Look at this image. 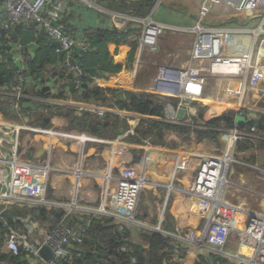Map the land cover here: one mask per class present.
Instances as JSON below:
<instances>
[{"label":"crops","instance_id":"1","mask_svg":"<svg viewBox=\"0 0 264 264\" xmlns=\"http://www.w3.org/2000/svg\"><path fill=\"white\" fill-rule=\"evenodd\" d=\"M65 1L67 2H64L66 6V13L63 20H61L62 28L73 35H76L80 45L83 42H86L87 31L93 29H106L109 31L118 29L116 24L118 22H122L123 19L121 17H114V14L131 16L128 13L121 12L116 9L115 3L117 0L95 1L97 5L104 8L107 12L100 11V9L97 7H92V5L85 3L84 0ZM133 1L136 0H132L131 2ZM175 1L176 3H179V5L174 7V3L171 4L168 2V0L162 2L161 0H156L150 13L144 19H152L164 25L178 28L179 30H176L177 32L186 33V30L184 29H192L198 22V14L202 0ZM160 5L164 6V10L161 14L155 17V13ZM214 11L218 13L221 12L223 14H229L226 17L229 19V21L224 22L223 26L257 27L260 23V15L259 17L257 15L256 18H253V20L247 19L243 15H239L240 17H233L231 19V11H227L222 7H217ZM4 21L5 16H3V14L0 12V39H2V35L4 33H7L9 35L7 40L11 42L9 43V46L11 45V47H13L12 51L16 46L22 47V52L26 55H29L30 58L34 60V74L32 77L28 75V78L30 79L29 83L23 87V98L18 100L11 94V87L14 84L15 72L17 68L15 64L16 61L11 54L13 52L10 51L0 54V67L1 65H4V67L9 72L5 78L7 83L6 86L0 88V97H11L14 100V103L11 106L14 116L8 118L0 114V125H19L23 128L27 127L31 129L42 130L41 132H38L24 129L17 131L16 133H11L9 136L4 135V133H0V177L2 174L10 173L8 162L12 158L14 152L16 153L18 160L21 162L25 161L33 163L38 162L39 160L43 161L44 159H47L54 167V169L51 170L47 181L45 202L48 203V205L42 208L43 213L37 219L36 227L34 228L36 236L40 240H44L48 235L51 234L58 224L61 222L67 223L68 217L70 215L80 217L85 216L86 218L96 217L114 220L115 223L122 224L127 228V230H130L132 237L131 239L138 242L139 244H142L144 248H146L147 245L140 238L141 231L156 233V231L159 229L162 233H164L161 235L172 239L174 242L178 241L173 239L170 235H175L182 232L187 233L189 231H202V229L205 227V222L199 215H194L192 212H190V204L192 202L191 197V200L189 201H187L188 196L182 197L184 196L182 195L183 193H185V195H189L191 192L192 182L194 180L196 171H194L191 180H187L185 177L180 180L177 179L178 183L174 188L172 185L174 182H176V176L180 174L176 171V158L178 155L172 151H158L152 148L146 149V159L144 157L143 160V163H146V188H148V190L158 189L159 191H164L167 189L169 195L173 193L178 195V198L174 202V207L170 209L167 214L163 212V214L161 213V216L158 218H152L153 220H150L148 215H146L145 207V210L137 215L138 220L145 224H137L142 228L141 230H133L129 225H125L127 223L133 222H128L124 219L126 217L125 215L115 212L111 207L108 206V194L113 192L115 189L114 181H110L108 177L110 175H113L114 177V173L118 174L124 163L128 166L137 168L138 172L142 175L144 171L141 170L140 172L139 165L137 163V158L140 160V156L142 154V151L139 150L142 149L135 148L128 151V149L131 148L129 147L127 149L128 156H125L124 160L122 161L120 157L114 152L111 143H100L99 140H105L109 142L113 140L122 141L134 146L143 145V143L150 145L149 141H151V139H147L146 143L143 141L142 144H139L142 142L141 138L135 135V130L143 116L137 113H128L123 111H121V114L108 113L118 116L120 123L123 122L121 125L124 123H127L128 125L126 130L122 131L121 129V131H113V129L110 127L113 125L114 121H116L115 118L107 119V115L104 117H99L94 113V115H96L100 120L104 121L102 135L92 136L86 132L78 131L76 128L74 130V127H72L74 122L84 118L86 113L91 110L90 108L92 106L102 107L85 104L79 101L75 96H71L68 90H65V82L54 77V74L62 72L64 69L63 67L66 69L68 61L72 62L75 57L77 58L81 55L82 51L80 47L79 53L73 51L72 54L64 55L61 61L59 54L56 52V48L53 47L54 42L49 40L44 31H41L39 28H34L33 24L31 23H25L24 25L5 30L1 28V25ZM205 25L212 26L210 24L207 25L206 20ZM139 28L141 29L142 34L143 25ZM14 32H16V35L12 34ZM139 38V35L128 38L131 43L138 41L136 50H133L130 44H108L105 53L112 60L113 64L118 68V70L113 73L101 75V73L97 72L95 68L92 69L95 71V75H92V81L89 83V86L91 85V87L94 86L107 90H114L117 91V93L120 91H131L136 93V97H138L141 93L155 95L153 93V89L155 86L154 79L156 75V69L158 65H160L159 63H165L166 58H169L170 55L168 54V51H164V60L161 61L160 57H157L155 58L156 60H154L153 57H150L146 54L145 51L147 49L141 50L139 46ZM176 44L178 47L179 44L181 45V41L176 39ZM31 45L36 47L34 51H32L30 48ZM24 47H27V52H25ZM46 54L55 57L56 63L51 64L50 62H46ZM262 61L264 62V56H262ZM62 64H64V66H61ZM231 72L232 71L229 70L223 71L221 73ZM142 73H145L144 75H146V77L142 76L140 79ZM9 76L11 79L8 81L7 78ZM66 76L68 80L73 78L69 74ZM208 86L209 84L206 86L204 97L200 100H196V102L193 103L195 108L202 109L204 125L206 122H210L214 118L221 117L228 112H233L237 124L241 129H243L247 122L258 119L259 115H264V87L260 88L257 93H248L245 99L244 108L240 109L236 102L228 100L223 101L218 99L217 96H209L207 92ZM86 87L87 86L85 85L84 88ZM54 95L56 100L59 101L58 103L48 101V99ZM22 100L25 101L24 105L20 104ZM115 100L117 99L115 98ZM42 103H50L53 104L54 107L46 108L45 106H38ZM166 113L167 111L165 109L164 118H146L156 119L159 122L167 123L165 121L167 117ZM184 121H186V119H184ZM184 121H179L180 124L178 125L182 126ZM204 125L202 128H205ZM0 127V129L4 130V126ZM108 127L109 129H107ZM46 130H63L69 133L85 134L93 139L87 140L83 137H73L75 142L74 144L66 142L64 145L61 142L60 136L50 135L49 133L45 132ZM249 134L252 136V139L258 141V143H255L257 148L252 151H246L239 150L238 146H236L234 157L238 156L243 169L258 172L260 169L257 167H262L261 165H264V161L260 162L261 159L259 158L256 150L259 149V141L264 140V137L257 136L255 135L256 133L254 134L253 132ZM132 138H135L137 143H130L128 141V139ZM194 140L199 144L212 142L210 140L199 141L196 136H194ZM77 147L82 148V156L80 154L76 155L75 150ZM260 151L264 154L263 150ZM247 152H253V155L256 156L257 154V156L252 160H249V158H241L239 156L241 154L244 155ZM136 155L139 157L134 159L133 156L136 157ZM76 158L78 161H76L75 165L74 163ZM226 159L228 160V164H230L231 159L229 158V152L226 156ZM228 169L229 168H227L224 173L225 177H227ZM95 171L96 173H93ZM188 172L184 174H188ZM231 175L232 171L230 173V176ZM89 178H92L93 180ZM241 178L242 176L239 177L240 180ZM243 182L244 181H242V183ZM174 189L176 191H174ZM185 190L188 191L186 192ZM153 195L156 194L153 193ZM224 195V199L227 201L225 198L226 194ZM153 200L156 199L154 198ZM263 202L264 200H262L261 204L262 212L264 211ZM87 206L100 208V211L103 209V207H107L106 209L111 211L109 213H113L116 216H108L105 214H102L103 216L94 215L93 211L85 208ZM258 208L260 207L258 206ZM5 211L8 212V217L3 216ZM31 211L32 206L28 203H5L0 201V221L4 223V226L7 230V232L5 231L3 235V253L9 254L6 251L5 243L9 230L14 229L13 227L9 226L7 222L13 221L14 223H19L22 226V229H24V221L29 219V216L32 214ZM168 215H170L174 220L173 229L175 230L173 231L172 229V233L166 232L162 229V224L165 222V217ZM150 226H157V228H152ZM120 234H123V231H120ZM227 250L229 252H233L235 247L228 246ZM190 252L192 251L188 252L187 257L181 264H196L198 255ZM101 256L106 257V255Z\"/></svg>","mask_w":264,"mask_h":264},{"label":"built area","instance_id":"2","mask_svg":"<svg viewBox=\"0 0 264 264\" xmlns=\"http://www.w3.org/2000/svg\"><path fill=\"white\" fill-rule=\"evenodd\" d=\"M131 2L132 0H128ZM65 0H0V12L5 16L1 25L2 29L31 23L36 25L48 36L49 40L58 43L57 54L64 52L65 55L72 54L75 48L82 52L90 51V45L83 42L81 45L76 35L62 28L61 20L66 13ZM85 3L107 12L97 5L93 0H84ZM67 3V2H66ZM218 5H224L227 11L234 10L235 13L253 20L260 15V23L257 27H233V26H206L205 20ZM264 0H202L198 22L192 29H184L195 35L192 49L186 64L181 67L163 65L160 66L155 75L153 93L165 100H178L177 108L167 103L166 119L170 124H180L177 113L180 109L185 110L187 122L196 115L193 103L204 97L207 79L209 77L226 79L225 98L236 102L240 109L244 108L248 93H257L264 85ZM121 17L116 27L126 30L131 24L143 25L142 34L139 38L141 50L156 51L158 40L166 33L179 30L178 28L164 25L152 19H141L129 15L114 14ZM12 56L17 66L14 84L11 94L18 100L23 98V87L29 83L26 74L27 65L31 61L29 55L22 52L21 46H16ZM233 67L232 73H221L216 67ZM67 74L80 78L84 71L78 64L68 61ZM48 101L58 103L55 95ZM93 107V106H92ZM93 113L104 117L108 113L121 114V111L93 107ZM127 114V113H124ZM182 123V125H186ZM4 126L0 133L9 136L11 133L28 129L41 132L42 129H31L19 125ZM9 126V127H8ZM1 128V127H0ZM50 135L67 137L70 139L83 137L87 140L93 138L85 135L59 134L55 130H46ZM227 148L224 157L198 156L191 153L178 155L176 171L184 174L193 169L198 162L192 190L189 196L192 199L190 212L199 215L205 222V227L200 232L189 231L170 235L179 243L187 247L189 251L198 255H217L235 264H264V214L250 211L246 205H232L224 199V191L227 185L228 172L234 158L235 148L239 141L252 136L236 124L222 130ZM100 143H111L114 152L123 161L127 149L132 145L122 141L99 140ZM229 152L230 164L226 165L225 159ZM197 159H200L197 161ZM9 174L0 177V201L5 203H20L32 206L33 213L28 220L24 221V229H10L6 238L5 248L7 253L17 258H23L29 264H70L71 250L74 244L81 245L84 240L82 231L76 232L67 223L61 222L44 240H40L35 232L36 221L39 211L47 206L45 202L47 181L49 177L48 168L36 166L32 163L19 161L14 152L8 162ZM226 168L227 177H224ZM264 177V169L258 170ZM114 181L115 189L108 194V206L115 212L125 215L128 222H135L139 198L146 182L138 169L125 163L116 176H109ZM224 179L225 182H224ZM107 207L101 210L105 215H115L107 212ZM116 216V215H115ZM123 218V217H120ZM231 236L237 238V247L233 252L227 250ZM46 247L53 255L52 260L47 261L40 254ZM190 252V253H192ZM205 252V253H204Z\"/></svg>","mask_w":264,"mask_h":264},{"label":"trees","instance_id":"3","mask_svg":"<svg viewBox=\"0 0 264 264\" xmlns=\"http://www.w3.org/2000/svg\"><path fill=\"white\" fill-rule=\"evenodd\" d=\"M156 0H136L128 2L127 0H117L115 3L116 9L130 14L131 16L144 19L150 13ZM34 28H37L34 25ZM141 26L131 24L126 30H106V29H93L86 32V43L90 45V51L81 52L79 57L72 60L73 64H78L84 71V75L80 78H67V69H64L54 77L65 82L64 88L69 91L71 96H75L79 101L96 106H102L109 109L118 111L137 113L143 118L135 130V135L141 138L143 142L145 139H156L158 142L164 141L166 133L173 131L176 134L188 137H197L199 141L210 140L218 142L222 136V130L231 128L236 124L235 115L233 112L212 119L209 125L205 128H200L198 133L194 132V128L204 125L202 109H198V113L192 117L191 122L186 125H172L168 123L159 122L151 118H164L167 103L177 108L178 100H165L159 96L141 93L130 102H118L115 100L117 91L107 90L98 87H91L89 83L92 81L90 70L94 69L100 72L101 75L113 73L118 68L113 64L112 60L107 56L105 50L110 43L116 45L130 44L133 50L137 49L138 41L131 43L128 38L131 36L140 37ZM16 35V32L12 33ZM10 34V35H12ZM9 35L4 33L0 39V54L12 51L13 47L9 46L10 41L7 40ZM13 37V36H12ZM16 39V38H14ZM27 52V47L25 48ZM94 49V51H93ZM34 60L27 65L26 74L33 76L34 74ZM46 62L51 64L56 63L55 57L46 54ZM61 66H64L62 64ZM8 70L1 65L0 67V88L6 86L5 78L8 75ZM87 86L84 88V86ZM56 98V97H55ZM24 100L21 105H24ZM14 100L11 97H0V114L4 117L14 116L12 111V104ZM38 106H45L46 108L54 107L50 103H42ZM107 119L115 118L113 125L110 127L114 130H126L127 123H120L119 117L113 114H106ZM187 121H184L186 123ZM74 130L86 132L92 136L102 135L104 129V121L100 120L94 113L87 112L84 118L74 122ZM109 129V127L107 128ZM246 133L253 132L257 136L264 137V115H259L258 119L247 122L243 127ZM130 143H137L135 138L128 139ZM140 141V142H141ZM139 143V144H142ZM257 140L246 138L237 143L239 150L252 151L257 148ZM259 150L264 152V140L259 141ZM258 150V149H257ZM253 155L249 160L254 159ZM264 168V166H263ZM20 213V212H18ZM17 213V214H18ZM33 213V211H31ZM39 211V217L42 214ZM88 219V220H86ZM7 224L14 229H22L19 223L13 221ZM67 224L76 232L85 231L82 233L84 236L81 245L74 244L71 250L70 264H181L188 255L189 250L187 247L179 242H174L172 239L167 238L161 234L152 232L141 231L140 238L146 243L147 247L144 248L142 244L132 240L131 231L122 224L115 223L114 220L96 218L85 216L70 215ZM174 228V220L168 215L165 217V222L162 224V229L166 232L172 233ZM173 229V231H172ZM7 232L4 223L0 221V264H29L23 258H17L11 254H5L3 250L4 233ZM123 231V234H120ZM79 233V232H78ZM126 239V241H125ZM101 255H106L102 257ZM66 264V263H64ZM196 264H233L229 260L217 255H199Z\"/></svg>","mask_w":264,"mask_h":264},{"label":"rangeland","instance_id":"4","mask_svg":"<svg viewBox=\"0 0 264 264\" xmlns=\"http://www.w3.org/2000/svg\"><path fill=\"white\" fill-rule=\"evenodd\" d=\"M93 1L97 2L98 0H93ZM162 1H165V0H161V2ZM236 1H239V0H236ZM168 2H170L171 4L174 3L173 5L174 7L179 5V3H176L175 0H168ZM217 7H220V8L222 7L226 9L224 5L216 6L211 12V14L208 16V18L206 19L207 25L210 24L212 26H223L224 22L229 21V19L226 18L229 14H223L221 12L218 13L214 11ZM163 10H164V6L160 5L158 7V10L155 13V17L161 14ZM230 15H231V19L233 17L235 18L240 17L239 13H235L234 10L232 9H231ZM261 15L262 16L264 15V11H261ZM176 39H179L181 41V45L179 44L178 47L176 44ZM193 43H194V35L192 33L173 31V33H166L161 38H159L155 52H152L149 50H146L145 52L148 56L153 57L154 60H156L155 58L160 57L162 61L164 60V57H165L164 51H168V54L170 55V57L166 58L165 63L160 62L159 60L160 65H158V67L156 66L157 69L163 65L181 67L187 63L189 52L193 46ZM144 74L143 73L142 75L140 74L141 75L140 79L142 78V76L146 77V75ZM207 81L209 84L208 91H207L208 95L215 96V97L217 96L218 99L225 101L226 98H225V86L224 85H226L225 83H227L226 79L208 78ZM263 87L264 86H262L261 88ZM197 113H198V108H196V114ZM200 128H202V126H198L195 129H200ZM57 132L59 134H66V135H74V134L79 135V133H69L63 130H58ZM166 134L167 135L164 137V141L162 142H158L156 139H153V140L151 139V141H149L150 145H146L142 142L143 145H138V146L132 145L131 148L128 149V151L135 149V148L142 149V150H139V151H142L141 152L142 154L140 156L141 159L138 160L137 158L139 157L138 155H136V157L133 156V158L134 159L137 158V163L139 165L140 172L141 170L144 171V173L142 172L143 173L142 176H144L145 181H146V163L145 162L143 163V160H144V157L146 159L145 154H146V149L148 148H152L158 151L168 150V151H172L176 153L177 155H182L183 153H191V154L198 155V156L208 155V156H215V157H224V154L226 152L227 143L223 136H221L218 142H207V143L199 144L198 142L194 140L193 134L192 136L188 137V139H186L184 136L180 134L174 133L173 131L172 132L168 131ZM60 137H61V142L64 145L66 144V142L71 143V144L75 143L74 139H70V138L62 137V136ZM144 142L146 143V139L144 140ZM75 151H76V155L80 154L82 156V148L77 147ZM256 151L258 153L259 158L261 159L260 162H263L264 154L259 149ZM125 156H128V152H126ZM167 156H170V155H167ZM239 156L241 158L250 159L253 156V152H247L244 155L241 154ZM178 157L176 159H178ZM198 160L200 159H197V161ZM232 160L233 162L231 164V168L228 172V178H227V181L229 184L225 188V193H224L226 194L225 198L232 205L239 206L241 204H244L247 206V208L250 211L264 214V211L263 212L261 211L262 200H264V177L261 175L259 171L257 172L253 170L243 169L242 168L243 166L241 165L238 156L232 158ZM76 161H78L77 158L75 159V163H74L75 165H76ZM198 162H195L196 164H194L193 169L190 172H188V174L177 175L175 178L176 182H174L172 186L174 188L177 186V183H178L177 179L180 180L185 177V179L191 180V177H193V174H194V171L196 170ZM32 164L36 166H42V167L48 168L49 176H50L51 170L54 169L53 165H51V162H49V160L47 159H44L43 161L39 160L38 162H33ZM261 166L262 167L259 166L257 168L262 169L264 165H261ZM231 171H232V175L230 176ZM93 173H96V171ZM116 175L117 174L114 173V176ZM240 176H242L241 180L239 179ZM89 179L93 180L92 178H89ZM242 181L244 182L242 183ZM174 191L176 190L174 189ZM185 191L187 192L188 190H185ZM153 193H155L156 195H153ZM168 193L169 192L167 191V189H165L164 191H159L158 189L148 190V188H146V185H145V188L140 195L138 207L134 215L135 222L127 223V224L124 223V224L129 225L131 229L133 230H137V229L141 230L142 228L139 227V225L144 224V223L138 220L137 215H139L142 211H144L145 207H146V215H148V218L150 220H153L152 218H155V217L158 218L159 216H161V213L163 214V212L167 214V212H169V210L174 207V202L178 198V195H175L173 193L169 195ZM182 195H184L182 197L188 196V200L186 198L187 201L191 200L188 194L185 195V193H183ZM154 198L156 200H153ZM258 206L260 208H258ZM85 208L86 209L88 208V210L93 211L94 215L103 216L102 215L103 213L102 211H100V208L90 207V206H87ZM106 211L111 212L110 210H106ZM150 227L157 228V226H150ZM237 244H238L237 238L235 236H231L229 239L227 248L228 246L236 248ZM230 262L233 264L237 263L236 261L234 262V260Z\"/></svg>","mask_w":264,"mask_h":264},{"label":"water","instance_id":"5","mask_svg":"<svg viewBox=\"0 0 264 264\" xmlns=\"http://www.w3.org/2000/svg\"><path fill=\"white\" fill-rule=\"evenodd\" d=\"M53 47H55L56 49H58V48H59L58 43H54ZM30 48L32 49V51H34V50L36 49V47H35L34 45H31ZM74 51H75L76 53H79V52H80V49H79V48H75ZM64 55H65L64 52L59 53V57H60V60H61V61H62ZM90 73H91V75H93V76L95 75V71H94V70H90ZM10 79H11V77L9 76V77L7 78V80L9 81ZM135 97H136V93H135V92H131V91H120V92H118V93L116 94V97H115V98H116L119 102H123V101L130 102V101H132ZM177 119H178L179 121H181V122L184 121V119H185V110H184V109H180V110L178 111V113H177ZM208 125H209V121L206 122L204 126L207 127ZM200 130H201V129H194V132H195V133H198ZM2 136H3V135H2ZM2 136H1V137H2ZM0 190H1V187H0ZM3 216H4V217H8V212L5 211V212L3 213ZM156 233L164 234V233H162L159 229H158V231H156ZM40 254H41L42 257H44L47 261H50V260H52V258H53L52 253H51L46 247H44V248L41 250Z\"/></svg>","mask_w":264,"mask_h":264},{"label":"bare ground","instance_id":"6","mask_svg":"<svg viewBox=\"0 0 264 264\" xmlns=\"http://www.w3.org/2000/svg\"><path fill=\"white\" fill-rule=\"evenodd\" d=\"M215 70L218 71V72L229 71V70L234 71V68L233 67H229V66H223V67H216ZM225 163H226V165H228V160L227 159H225ZM224 177H225V175H224ZM225 180L226 179H224V182H225ZM146 184H147V182H146Z\"/></svg>","mask_w":264,"mask_h":264}]
</instances>
